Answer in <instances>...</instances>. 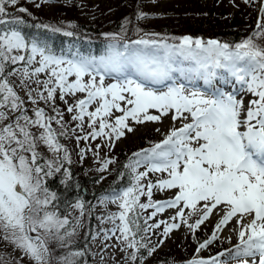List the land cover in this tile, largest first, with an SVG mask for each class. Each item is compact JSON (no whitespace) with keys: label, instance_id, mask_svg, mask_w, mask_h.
Wrapping results in <instances>:
<instances>
[{"label":"snow or ice","instance_id":"1","mask_svg":"<svg viewBox=\"0 0 264 264\" xmlns=\"http://www.w3.org/2000/svg\"><path fill=\"white\" fill-rule=\"evenodd\" d=\"M17 4L18 0H0V26H9L0 28V244L8 249L0 264H79L84 256L70 247L80 218L69 228L68 216L60 213L56 203L57 192L46 186L47 178L58 173L62 184L70 179L64 166L70 157L60 142V137H67L69 122H75L73 131L84 132L85 123L90 129L77 135V142L107 137L111 147L125 130L133 131L130 122H157L169 114L179 126L133 153L123 166L129 185L100 198L101 204L114 203L119 209L98 217L102 224H112L100 229L103 239L114 237L129 264H143L142 250L152 256L164 242L149 246V232L155 234L153 230L163 226L160 234L167 237L183 224L195 234L216 215L219 219L211 236L198 244L196 252L218 239L230 223L238 242L232 249L186 264H264V0H260L255 30L234 44L141 35L142 30L135 28L137 39L122 41L120 34H105L108 43L103 55L73 54V58L57 56L35 41L29 43L14 27L24 20L5 19L7 7ZM135 18L148 16L138 11ZM129 23L125 20L121 26L125 35ZM21 62L19 69L9 67ZM12 76L27 87V101L10 82ZM106 78L113 82L106 83ZM229 78L250 96L247 102L216 87L214 82L228 83ZM197 80L208 86L206 91L186 87ZM40 101L45 107L39 106ZM28 102L34 106L31 112ZM65 113L70 121H65ZM41 147L52 154L51 159L43 157ZM84 153L81 149V159ZM111 163L104 160L99 170L106 171ZM150 173L166 177L154 183L148 179ZM154 189L173 190V196L154 202ZM143 196L147 202L141 200ZM70 206L83 215L79 199ZM148 209L153 211L141 223V214ZM165 209H175L171 222L148 223ZM193 216L197 219L189 223ZM53 242L67 251L54 253Z\"/></svg>","mask_w":264,"mask_h":264},{"label":"rangeland","instance_id":"2","mask_svg":"<svg viewBox=\"0 0 264 264\" xmlns=\"http://www.w3.org/2000/svg\"><path fill=\"white\" fill-rule=\"evenodd\" d=\"M19 1V0H18ZM23 1V0H21ZM78 4L81 6V8H76L75 6H68L67 4L75 3L76 0H66V3L61 2H53V0H43V2H38L39 7H34L35 11H38L39 16L42 19L49 20L50 18L55 17V15L65 17L66 23H74L76 21L78 22H84L85 24L92 25V26H103L104 28L111 27L117 19L125 18L127 20H132L129 15V11L125 5H118L120 3H116V0H77ZM242 2L244 6L241 9H246L248 12L253 15L252 9L247 5V3L244 2V0H142V7L143 10L148 12L149 14L155 13L157 14V20L159 23L155 24L156 32L160 36H162L161 31L162 25L161 20L162 18L167 14L169 11H180V10H186L187 8L192 7L193 5L206 4L207 6L212 5L213 9L220 8V16H226V20L222 21L220 24L221 29L224 31H228L231 27V20H234L236 23L243 22L244 17L239 16V11L237 10L238 2ZM32 4V3H30ZM118 5V6H117ZM260 5V1H259ZM255 15V14H254ZM257 16V14H256ZM172 18H175V15L171 16ZM63 20V19H62ZM133 26L137 27L138 25L141 27L145 26L144 22L134 21L132 22ZM173 24H176L177 21L173 20ZM158 30V31H157ZM43 74H41L42 77ZM230 81V78H229ZM113 82L111 79L106 78V83ZM195 86L193 84H186V87L192 88H199L202 91H206L207 89L205 87H208L204 85L202 80L194 81ZM229 83V82H228ZM228 83H224L221 86V90L225 92H230L233 95L237 96L238 99H243L245 102H247L250 99V96L245 94L242 90V87L240 84L239 87L235 88H229ZM31 88H36V85L34 83H31L29 85ZM15 90L18 92V94L27 101V96L25 95V92L27 91V88L25 86L19 88L15 87ZM36 93L33 92V96H35ZM39 102V106H41ZM27 107L29 109V112H31V108L34 107L31 105L30 102L27 103ZM153 114L155 111L153 110ZM119 115V113H117ZM68 121V120H66ZM75 123V122H74ZM85 125H87L85 123ZM72 125L70 122L68 123V135H70L73 138H76L77 135H84V132H81L79 129H76L73 131L74 128H70ZM130 126L133 128L132 132H127L125 130V135L121 137L119 140H115L113 145L111 147L108 146V138L105 137L103 139L97 138L96 140L89 141H83L82 144L84 146L82 148H79L76 152H74L73 158L76 159V161L80 164H83L85 168L89 167L90 164L94 161L96 165L98 164L102 165L103 161L106 159L111 160V150H119L120 148L125 147L126 145H136L138 146L140 143V139L142 136L145 135H153L156 137L158 141L163 139V134H165L171 127L173 126H179L177 122L172 121L171 114L164 116L161 118V120L157 122H145L142 124H135L134 122H130ZM85 129V127H84ZM159 129L160 131L157 132L156 130ZM90 131V129H88ZM97 145L100 147L97 148ZM148 147V146H146ZM81 149L85 150L83 159H81L80 151ZM91 149V150H89ZM40 150L44 153V158L51 159L52 154L47 152V150L43 147L40 148ZM98 153V156H97ZM113 163L110 164L112 166ZM109 166V167H110ZM166 177V174L161 173H150L148 179H151L154 183L158 178ZM173 196V190H153V196L152 199L154 202H161L167 199H170ZM147 198V197H146ZM86 210V208H84ZM118 206L114 203H107L105 206L104 204L99 203L94 209L93 218L100 215H106L110 212H117ZM78 211V210H76ZM153 210L150 209V213ZM188 210H185V216L187 217ZM150 213H142L144 214H150ZM67 215L70 220V226L73 224H76V217L80 218V223L76 228L78 229L75 233L76 235H80L84 232L85 228H82V220H86L87 215L86 213H83L81 216L80 213H71V216L69 214ZM175 215V209H165L162 213H158L157 216L153 217L151 222L148 223L151 224L153 221L159 222L160 220L171 222L170 218ZM195 219H197L196 216H193L189 219V223H194ZM177 223H180V220L177 219ZM218 222V216L213 215L209 218L208 221H206L204 224L200 226L199 229L195 232L197 235L198 232L202 230L206 232H210L214 230L215 224ZM143 223V221L141 222ZM112 224L109 222H105L101 225L100 229H109ZM110 226V227H109ZM109 227V228H108ZM163 226H161L160 230H153L155 234L151 233L152 241L149 243V241H146V243H149V245H156L158 241L163 240V244H160L155 253L152 256H149V258L144 257L143 264H145L148 260H152L153 258H160L167 254V250L173 248L174 246H181L182 248L186 249L187 251H191L193 246L195 248L192 250L193 252V258H197V256H201L202 254H205L210 251V254L207 256L213 254V246L216 244V240H224L227 239L231 243L230 249L234 247V245L238 242L236 238V234L232 231H228L226 235H221L220 232L218 233V239L214 240L210 245H208L207 248L202 250L200 253L196 252V249L198 247L197 239L191 238V231L188 229L186 225H181L180 228L172 230L167 237H163L160 233L162 232ZM100 229L98 231V235L96 236V239H93L92 236L95 233L90 234L89 238V246L88 250L90 251L91 259L93 264H129L127 260V253L122 252L121 245L119 242L113 237L112 239H109L105 241L103 239V233L100 232ZM203 236H200L201 238ZM6 248V246L0 244V249ZM53 249L54 253L60 254V249L58 246L55 245L53 242ZM3 252L0 251V254ZM7 252L5 253V255ZM191 260V259H190ZM187 262V261H186ZM186 262L184 264H186ZM230 264H236L235 261H230Z\"/></svg>","mask_w":264,"mask_h":264},{"label":"trees","instance_id":"3","mask_svg":"<svg viewBox=\"0 0 264 264\" xmlns=\"http://www.w3.org/2000/svg\"><path fill=\"white\" fill-rule=\"evenodd\" d=\"M29 0L22 1L20 4H17L15 7H7V12L9 15L5 17V19L11 20L13 17H20L24 20L23 25H14L17 30L21 31L22 34L25 36L26 40L29 41L31 38L37 36L38 34L49 35L51 29L48 27H44V23L36 22L32 16L38 17L31 9L32 4L28 2ZM251 2L253 4L256 3V0H249V4L251 6ZM128 3V0H126ZM119 5V4H118ZM127 7L129 11V15L131 19H136V13L138 11V4L137 0H130L129 5L123 4ZM20 7H24L27 9L25 13H19L18 9ZM253 12L256 10L255 5L251 6ZM206 6L204 10L199 5H193L186 10L180 11H169L166 17H163L161 20L162 26L171 27L176 32H185L190 34L193 38H200L206 40L208 38H219L220 42H230V43H237L243 38L251 35L249 29H254L255 27L252 26L251 22L246 20L248 14H245L246 11L244 10L242 13V17H244L243 22H235L231 20V27L228 31H224L221 29L220 24L222 21L226 20V17L220 16V10L209 11L206 14L203 12L206 10ZM172 15H177L175 18H172ZM134 17V18H133ZM58 19L52 18V21H56ZM176 20L177 23L173 24L172 21ZM51 21V20H50ZM147 29L151 27H155L154 23H159L157 20H146L145 21ZM124 24V21L118 20L117 23L111 27L113 29H106L108 32L114 34H123L121 31V26ZM247 24V25H244ZM244 25V26H243ZM251 25V26H250ZM8 25L0 26V28H7ZM67 29V28H66ZM135 28L131 25H127V34H133ZM144 29L145 31H148ZM102 28L100 27H91L89 25H85L84 23H75L71 24L67 30V32H71V36H66L58 31H56L53 35L49 37V43L53 49H61L62 47L71 46L73 50L78 49V43L84 44L82 47L83 49L89 50V52L94 51L96 54L100 53V49L105 46L107 40L105 39V34H109L107 32L101 31ZM143 31V32H145ZM217 34V35H215ZM71 37V38H70ZM36 38V37H35ZM79 38V39H78ZM79 40V41H78ZM10 67V66H9ZM56 128H59L57 125ZM60 142L66 147L69 153L72 152V149L69 147V143L65 142L64 137H60ZM132 147L127 148V152H130ZM41 151V150H40ZM43 157L44 153L41 151ZM68 153V154H69ZM70 163H65V167H67L70 171V179L66 182V184L61 183L62 173H58L53 177L47 178L46 186L57 192L59 196V200L56 202L59 206L60 213H65L70 208V205L76 201L77 199H83L86 205H91L98 197V193L90 194L82 192V187L87 185L91 179H94L97 175L96 173L87 176L84 173H81V166L76 165V162L73 160V157L69 154ZM128 162L127 153L124 151L120 152L118 162L115 165V170L120 173H127L124 169V165ZM121 180H123L124 176L120 175ZM86 213H90L87 212ZM198 235H191L192 239H197ZM152 240H149L151 243ZM63 249L61 248L60 251ZM144 254L146 251L142 250ZM191 255V251H187L186 249L182 248L181 246H174L171 249L167 250V254L160 257V258H153L152 260L147 261L146 264H178L182 262H186L184 259ZM3 254H0V257H3ZM147 256V255H146ZM149 257V256H147ZM182 260V261H181Z\"/></svg>","mask_w":264,"mask_h":264},{"label":"bare ground","instance_id":"4","mask_svg":"<svg viewBox=\"0 0 264 264\" xmlns=\"http://www.w3.org/2000/svg\"><path fill=\"white\" fill-rule=\"evenodd\" d=\"M214 83H215L216 87H218L219 82L217 81V82H214ZM235 84L238 85V83H235ZM231 230H232V225L230 223L227 227H225V229L223 231L220 232V234L225 235V234L228 233V231H231Z\"/></svg>","mask_w":264,"mask_h":264}]
</instances>
